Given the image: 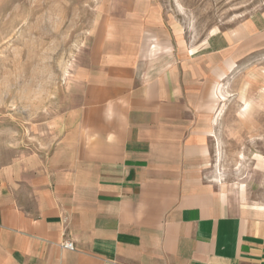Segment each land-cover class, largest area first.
<instances>
[{"label": "crops", "instance_id": "1", "mask_svg": "<svg viewBox=\"0 0 264 264\" xmlns=\"http://www.w3.org/2000/svg\"><path fill=\"white\" fill-rule=\"evenodd\" d=\"M163 28L111 15L52 145L0 169V264H264V206L235 212L207 178L211 65ZM244 28L264 36V13Z\"/></svg>", "mask_w": 264, "mask_h": 264}, {"label": "rangeland", "instance_id": "2", "mask_svg": "<svg viewBox=\"0 0 264 264\" xmlns=\"http://www.w3.org/2000/svg\"><path fill=\"white\" fill-rule=\"evenodd\" d=\"M263 13L264 0H0V169L52 145L111 15H162L160 43L211 65L208 180L235 212L264 206V36L244 28Z\"/></svg>", "mask_w": 264, "mask_h": 264}, {"label": "built area", "instance_id": "3", "mask_svg": "<svg viewBox=\"0 0 264 264\" xmlns=\"http://www.w3.org/2000/svg\"><path fill=\"white\" fill-rule=\"evenodd\" d=\"M62 248L63 249H67V250H73L74 247H73V244L72 243L65 242V243H63Z\"/></svg>", "mask_w": 264, "mask_h": 264}]
</instances>
